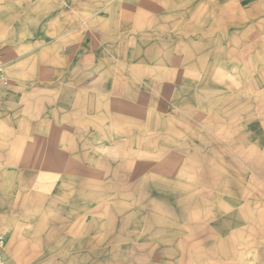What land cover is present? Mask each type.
Segmentation results:
<instances>
[{
  "label": "rangeland",
  "instance_id": "obj_1",
  "mask_svg": "<svg viewBox=\"0 0 264 264\" xmlns=\"http://www.w3.org/2000/svg\"><path fill=\"white\" fill-rule=\"evenodd\" d=\"M197 1L164 97L151 96L160 81L140 75L103 81L96 87L119 96L90 97L97 127L57 129L51 156L67 173L49 177L48 95L64 104L67 89L30 58L45 15L37 1L0 0V64L9 87L39 91L45 118L40 143L1 138L20 159L0 158V205L10 204L0 207V228L19 233L1 262L264 264V0ZM81 132L89 160L64 159L81 147ZM80 168L88 175H75Z\"/></svg>",
  "mask_w": 264,
  "mask_h": 264
},
{
  "label": "crops",
  "instance_id": "obj_2",
  "mask_svg": "<svg viewBox=\"0 0 264 264\" xmlns=\"http://www.w3.org/2000/svg\"><path fill=\"white\" fill-rule=\"evenodd\" d=\"M7 1H14L19 6L24 0ZM33 1H37V7L42 8L45 15L40 20L39 30L33 33L36 41L39 42L38 52H34L30 58H42V63L48 66L44 68V72L48 70L54 75L53 79L63 82V86L67 89L64 104L58 105L56 97L50 92L46 106L49 113L48 142L50 146H54L50 150L49 159L54 165L50 164L47 175L56 177L67 173H57V160L51 156L52 153L57 154V143H62L61 138L57 136V129L65 131L68 129V133L72 135L74 128L89 130L88 128L97 127L90 126L88 121L89 108L92 105V100L90 105V97H96L100 101L99 97L119 96V90L114 94L113 90L96 86L104 85L103 81L120 78L138 79L137 76L140 75L139 79L146 82L160 81L161 87L158 90L151 88V96L158 91L157 96L164 97L163 86H166V82L171 79L169 65L173 66L175 62L178 64V54L184 49V21L185 19L193 21V17L200 11L201 2L197 0ZM52 10L56 11V15L48 14ZM19 65L20 62L15 61L9 68V73H17ZM137 68L143 69L144 72H136ZM117 70L123 71L120 76H117ZM6 76L8 84L0 88V158L15 162L20 159H16L4 149L3 145L6 142L1 141V138L3 136L14 138L20 142L25 135L26 140L40 143L42 139L40 131L45 127V118L41 116L44 105L42 101L38 104L39 99H35L39 97L35 94L39 92L38 90L9 87L10 77L7 72ZM89 82L92 83L88 84ZM21 106H25L24 110H21ZM12 108H16V115L13 110L10 111ZM19 112L24 115H18ZM32 112L35 115H32ZM64 113L66 120L60 122V115ZM25 129H29L27 135ZM87 138L81 132V147L71 149L68 153H61L65 155L63 158L67 156L68 160L88 161L89 148L84 147L89 145ZM75 175L87 176L88 171L80 168ZM9 193L7 189V197L11 198ZM8 202L9 200L0 207L10 206ZM36 221L37 225L46 222L42 219ZM1 225L5 233L4 252H6L7 245L15 243V237L19 233L16 226L8 222ZM15 255L18 256V252Z\"/></svg>",
  "mask_w": 264,
  "mask_h": 264
},
{
  "label": "built area",
  "instance_id": "obj_3",
  "mask_svg": "<svg viewBox=\"0 0 264 264\" xmlns=\"http://www.w3.org/2000/svg\"><path fill=\"white\" fill-rule=\"evenodd\" d=\"M8 84V78L6 76L5 68L2 64H0V88L4 85ZM6 239H5V233L2 228H0V252L2 248L5 246ZM0 264H6L4 262H1Z\"/></svg>",
  "mask_w": 264,
  "mask_h": 264
},
{
  "label": "bare ground",
  "instance_id": "obj_4",
  "mask_svg": "<svg viewBox=\"0 0 264 264\" xmlns=\"http://www.w3.org/2000/svg\"><path fill=\"white\" fill-rule=\"evenodd\" d=\"M4 247H5V246H4ZM4 247L2 248V250H1V252H0V258H1V256L3 255Z\"/></svg>",
  "mask_w": 264,
  "mask_h": 264
}]
</instances>
